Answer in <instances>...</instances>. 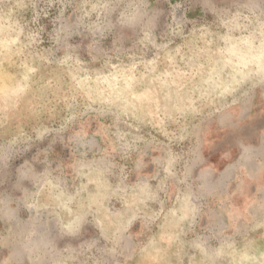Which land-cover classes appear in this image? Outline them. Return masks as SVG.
I'll return each mask as SVG.
<instances>
[{
    "label": "rangeland",
    "instance_id": "374dc122",
    "mask_svg": "<svg viewBox=\"0 0 264 264\" xmlns=\"http://www.w3.org/2000/svg\"><path fill=\"white\" fill-rule=\"evenodd\" d=\"M261 117L264 0H0V264H264L204 175Z\"/></svg>",
    "mask_w": 264,
    "mask_h": 264
},
{
    "label": "crops",
    "instance_id": "0c3cea01",
    "mask_svg": "<svg viewBox=\"0 0 264 264\" xmlns=\"http://www.w3.org/2000/svg\"><path fill=\"white\" fill-rule=\"evenodd\" d=\"M263 118L251 121L248 128L218 129V136H224L215 145L219 161L204 172L210 177L205 181V193L212 227L223 230L239 221L246 223L252 212L264 207ZM255 124H259L257 131L253 130Z\"/></svg>",
    "mask_w": 264,
    "mask_h": 264
}]
</instances>
